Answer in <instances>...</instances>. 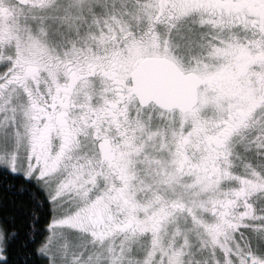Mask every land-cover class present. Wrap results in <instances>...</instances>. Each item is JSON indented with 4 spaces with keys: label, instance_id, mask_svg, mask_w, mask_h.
<instances>
[{
    "label": "snow or ice",
    "instance_id": "6c2138e0",
    "mask_svg": "<svg viewBox=\"0 0 264 264\" xmlns=\"http://www.w3.org/2000/svg\"><path fill=\"white\" fill-rule=\"evenodd\" d=\"M0 264H264V0H0Z\"/></svg>",
    "mask_w": 264,
    "mask_h": 264
}]
</instances>
